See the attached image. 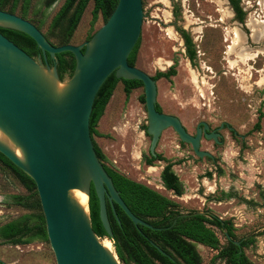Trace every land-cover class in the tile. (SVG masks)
Segmentation results:
<instances>
[{
	"label": "rangeland",
	"instance_id": "obj_1",
	"mask_svg": "<svg viewBox=\"0 0 264 264\" xmlns=\"http://www.w3.org/2000/svg\"><path fill=\"white\" fill-rule=\"evenodd\" d=\"M63 2L31 0L26 19L39 26L54 46L90 40L104 23L98 12L91 26L93 2H88L71 36H67V28L73 8L56 26L51 25ZM238 2L245 13L243 23L235 20L228 0H142L134 66L151 77L174 66V76L156 80V100L161 111L177 117L189 134H195L200 122L210 130L222 124L233 128L235 134L227 128L219 130L217 141L205 138L203 151L212 158L197 157L171 128L161 132L152 156L151 137L145 134L148 121L143 88L132 90L126 98L121 83L92 139L105 156V165L171 199L180 216L200 213L229 222L237 242L252 240L242 248L246 258L252 264H264V0ZM183 34L192 42V60ZM158 155L162 160L147 166V160ZM167 164L182 184L180 196L164 188L160 180ZM10 195L27 198V205L5 204ZM36 198L0 161V225L25 214H40L41 209L34 206ZM211 229L220 247L214 250L195 244L200 264H226L217 256L227 240L218 228ZM23 240L27 242L0 240L2 264H56L47 239L35 238L34 231ZM110 242L112 253L123 264Z\"/></svg>",
	"mask_w": 264,
	"mask_h": 264
},
{
	"label": "water",
	"instance_id": "obj_2",
	"mask_svg": "<svg viewBox=\"0 0 264 264\" xmlns=\"http://www.w3.org/2000/svg\"><path fill=\"white\" fill-rule=\"evenodd\" d=\"M142 19V0H117L90 40L54 46L31 22L0 10V27L27 35L40 51L31 57L0 33V154L34 182L56 264H119L99 242L89 209L83 212L70 196L72 190L84 192L89 201L92 185L99 219L110 239L107 203L118 222L115 206L136 227L156 229L129 210L96 155L89 120L96 95L111 74L142 83L148 121L145 132L151 137L152 156L161 132L171 128L197 157L212 158L203 151L205 138L217 141L218 134L208 132L209 126L201 122L203 128L197 127L191 135L177 117L158 112L156 80L129 65ZM65 52L73 55L75 67L71 75L66 73L60 79L56 56ZM66 60L71 61L69 57ZM226 238L230 239L227 233ZM150 245L168 257L153 241Z\"/></svg>",
	"mask_w": 264,
	"mask_h": 264
},
{
	"label": "trees",
	"instance_id": "obj_3",
	"mask_svg": "<svg viewBox=\"0 0 264 264\" xmlns=\"http://www.w3.org/2000/svg\"><path fill=\"white\" fill-rule=\"evenodd\" d=\"M49 1L52 3L56 0ZM89 1L90 0H64L59 12L51 21L52 27L56 26L61 20H63L66 13L73 8L67 28V36H71ZM91 1L93 2L91 26L94 25L98 12H100L104 18V22H106L117 4V0ZM229 2L235 12L237 21L243 23L245 13L242 11L238 0H229ZM30 3L31 0H0V10L15 14L16 9L21 5L19 16L26 19ZM35 26L40 30L39 26ZM0 33L25 51L29 56L35 57L40 54L35 42L27 35L3 27H0ZM183 38L185 40L189 59L192 60L195 57V51L190 49L192 42L184 34ZM139 43L140 38L128 56V63L131 66H134L136 61ZM66 57H69L71 61H67ZM48 61L50 64L52 63L50 58H48ZM56 63L57 74L60 79H62L66 73H69L70 75L73 73L75 61L71 53L65 52L58 54L56 56ZM175 74V68L174 66H171L166 71L157 72L153 79H169ZM118 83L123 85V92L126 98L129 97L132 90L142 87L140 81L117 79L114 73L111 74L99 89L94 100L89 120L91 137L92 135L97 134L96 127L98 122L104 114L105 108ZM156 109L158 112H162L158 104L156 105ZM255 127L257 130L259 128L258 124ZM93 144L98 159L103 162V166L123 202L135 216L146 221L153 228H156L149 229L143 226L136 227L123 211L118 206H115V212L119 220L118 222L110 205L107 203L109 222H112L116 227V232L113 233L114 237L112 239L115 253L123 264H200L201 259L195 249V244H200L214 250H217L220 247L219 240L215 232L211 229L212 226L218 228L227 240V245L220 249L217 257L224 259L226 264H252L246 258L242 250L244 246L250 245L252 240H240V245H235V234L233 232V227L229 222L200 213L180 216L179 212L175 210L177 207L176 203L171 199L161 195L144 184L121 175L113 168L105 165V156L96 146L94 141ZM157 159L162 160L160 155L156 157L151 156L150 159L147 160V165L152 166L153 162ZM0 161L11 170L14 177L23 185L26 191L32 192L33 195L38 197L34 182L26 174L15 167L1 154ZM171 167V164H167L163 168L160 173V179L167 190L180 196L183 194V187ZM26 199L27 198L19 195H10L5 198L4 202L5 204L26 206L27 204H24ZM34 206L41 209L39 198H36ZM88 207L91 226L94 233L98 237H107L99 219L98 200L92 185L90 188ZM33 218L35 219L34 224L31 223ZM34 231L35 238L47 239L42 210L40 214H25L16 220L0 225V240L3 242L9 241L15 244L25 243L29 241V239L25 241L23 238ZM226 233L230 237L229 240L226 238ZM150 241H153L165 251L168 257L161 255L156 248L150 245ZM0 264L2 263L0 262Z\"/></svg>",
	"mask_w": 264,
	"mask_h": 264
},
{
	"label": "bare ground",
	"instance_id": "obj_4",
	"mask_svg": "<svg viewBox=\"0 0 264 264\" xmlns=\"http://www.w3.org/2000/svg\"><path fill=\"white\" fill-rule=\"evenodd\" d=\"M256 26V25H255ZM253 27V26H252ZM252 32V31H251ZM261 35V34H260ZM263 36V35H262ZM261 36V37H262ZM236 39L238 40V36L237 34H235ZM260 38V37H259ZM240 39V38H239ZM258 39V38H257ZM253 40V39H252ZM238 44V43H237ZM239 47V46H238ZM248 50V49H247ZM240 51V50H239ZM263 51V50H262ZM257 55V54H256ZM243 58V57H241ZM70 196L72 197V199L75 200V202L78 204V206L83 210V212H87L88 211V196L80 191V190H72L70 192ZM101 245L103 246V248L105 250H107L108 252L112 253V244L110 242V240L104 239L103 241L100 242ZM114 255V254H113Z\"/></svg>",
	"mask_w": 264,
	"mask_h": 264
},
{
	"label": "flooded vegetation",
	"instance_id": "obj_5",
	"mask_svg": "<svg viewBox=\"0 0 264 264\" xmlns=\"http://www.w3.org/2000/svg\"><path fill=\"white\" fill-rule=\"evenodd\" d=\"M228 3H229V6H230V8H231V10L233 11V13H234V17H235V20L237 21V19H236V15H235V12H234V10L232 9V7H231V5H230V2H229V0H228ZM242 9V8H241ZM243 10V9H242ZM103 17V16H102ZM238 22V21H237ZM48 63H49V61H48ZM57 64V63H56ZM49 65L52 67L54 64H53V62L50 64L49 63ZM201 123V122H200ZM199 123V124H200ZM198 124V126L197 127H199L200 129H202L203 128V126L202 125H199ZM224 128H227L228 130H229V132H231L232 134H235V132L233 131V128H231V127H229V126H227L226 124H222L221 126H219L218 128H215V129H213V130H208V132H212V131H214L215 132V134H218V131L219 130H221V129H224ZM197 129V128H196ZM196 132V131H195ZM145 134H146V132H145ZM147 135V134H146ZM195 135V134H194ZM148 136V135H147ZM205 138V136L202 134V138ZM217 137H219V134H218V136ZM201 138V139H202ZM218 139V138H217ZM201 142V141H200ZM148 166V165H147ZM149 167H153V166H149ZM163 170V169H162ZM161 173V172H160ZM161 180V179H160ZM162 182V181H161ZM163 184V183H162ZM165 188V187H164ZM110 223V228H111V232H112V235H113V237H114V234L113 233H115L116 232V227H115V225L112 223V222H109ZM100 238H104V237H100ZM105 238H107V237H105ZM108 239H110V238H108ZM113 239V238H112ZM112 239H110V241L112 240ZM113 241V240H112Z\"/></svg>",
	"mask_w": 264,
	"mask_h": 264
},
{
	"label": "crops",
	"instance_id": "obj_6",
	"mask_svg": "<svg viewBox=\"0 0 264 264\" xmlns=\"http://www.w3.org/2000/svg\"><path fill=\"white\" fill-rule=\"evenodd\" d=\"M112 98V97H111ZM108 105V104H107ZM107 107V106H106ZM105 110H106V108H105ZM105 112V111H104ZM103 116V115H102ZM100 121V120H99ZM99 123V122H98ZM98 126V125H97ZM96 131H97V127H96ZM97 134H98V131H97Z\"/></svg>",
	"mask_w": 264,
	"mask_h": 264
}]
</instances>
